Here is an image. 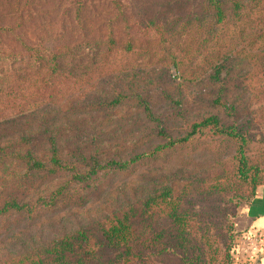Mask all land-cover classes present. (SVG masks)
Here are the masks:
<instances>
[{"label": "rangeland", "instance_id": "rangeland-1", "mask_svg": "<svg viewBox=\"0 0 264 264\" xmlns=\"http://www.w3.org/2000/svg\"><path fill=\"white\" fill-rule=\"evenodd\" d=\"M118 1L124 17L112 8L100 26L68 20L49 27L34 16L24 32L30 41L21 39L27 48H57L60 56L49 66L46 59L39 65L27 58L0 74V102L7 100L0 105V146L35 137L34 146L45 152L42 140L56 137L75 159L91 153L106 165L146 158L127 170H102L75 205L42 212L31 224L0 220V261L16 257L26 248L18 245L23 241L47 243L81 230L96 243L103 227L130 210L142 239L150 234L146 228L168 226L160 195L170 190L189 214L188 231L208 235L200 241L211 264H258L264 237L240 223L252 202L250 182L237 174L240 142L204 131L151 154L218 116L225 126L243 127L245 150L261 176L256 192L264 189V0H250L240 15L226 10V23L218 26L206 14L194 17L201 0ZM97 4L87 19L101 13ZM12 171H0V177ZM67 180L46 178L35 193L49 196ZM233 242L232 260L225 250ZM155 264L179 261L170 255Z\"/></svg>", "mask_w": 264, "mask_h": 264}, {"label": "trees", "instance_id": "trees-1", "mask_svg": "<svg viewBox=\"0 0 264 264\" xmlns=\"http://www.w3.org/2000/svg\"><path fill=\"white\" fill-rule=\"evenodd\" d=\"M249 1L201 0V7L194 17L204 19L202 17L206 14L215 26L225 24L226 10L233 9L240 15L241 9ZM97 2V7L102 9L101 13L95 16L94 20L87 19L86 11ZM112 8H117V13L124 17L122 5L118 0H0V74L6 75L8 70H13L11 65L27 58L40 62L39 65L46 59L47 66L54 64L59 58V52H55L57 48H54V52L27 48L21 39L30 41L29 34L27 36L24 32L29 25H34V16L48 21L49 27L54 26L56 22L63 24L68 20L77 26H100L105 20L104 13ZM14 43L17 44L15 49L11 47ZM221 67L218 68L217 76ZM6 103L7 100L3 99L0 105ZM146 112L150 113L148 106ZM243 130V127L236 125L225 126L220 123L218 116H210L195 123L186 137L158 146L151 155L187 142L204 131L233 138L240 142L237 174L244 181L250 182L249 198H252L253 202L261 176L258 166L252 162L245 150L248 142ZM34 138L23 136L18 138L16 145L0 146V171L13 167L12 174L0 177L1 224L2 221H9L8 217H13L19 224H31L42 212H55L62 205H75L77 200L84 198L89 190L93 189L95 178L100 176L102 170H127L131 164L146 158V155L142 154L129 161H110L101 165L91 153L77 159L65 154L61 149V141L56 137L47 138L44 142L42 140L41 143L47 145V151L39 152L40 146H34ZM63 175H67L68 180L49 196L35 193L42 180H55ZM160 197L165 205L162 218L168 226L146 228L150 234L142 239L141 235L137 234L133 222L135 211L130 210L115 216L108 226L103 227L101 241L92 243L89 240L90 235L83 230L70 235H59L47 243L40 244L37 240L21 241L18 245L26 248L16 257L0 261V264H155V260L170 255L175 256L179 264H211L202 242L208 239V235L202 234L199 238L188 231L189 214L180 207L179 199L170 197V190L162 192ZM234 243L225 250L226 257L232 260ZM29 246L31 247L28 248ZM216 253L217 251H214V254Z\"/></svg>", "mask_w": 264, "mask_h": 264}, {"label": "crops", "instance_id": "crops-1", "mask_svg": "<svg viewBox=\"0 0 264 264\" xmlns=\"http://www.w3.org/2000/svg\"><path fill=\"white\" fill-rule=\"evenodd\" d=\"M240 223L250 234L264 237V189L259 190L252 204L244 208ZM258 264H264V259Z\"/></svg>", "mask_w": 264, "mask_h": 264}, {"label": "built area", "instance_id": "built-area-1", "mask_svg": "<svg viewBox=\"0 0 264 264\" xmlns=\"http://www.w3.org/2000/svg\"><path fill=\"white\" fill-rule=\"evenodd\" d=\"M246 238H248V237H246ZM249 240H251V239H249ZM252 240H255V238H252Z\"/></svg>", "mask_w": 264, "mask_h": 264}]
</instances>
